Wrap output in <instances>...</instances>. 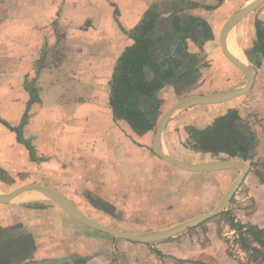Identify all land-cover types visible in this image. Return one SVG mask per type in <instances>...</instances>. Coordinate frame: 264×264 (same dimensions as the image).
I'll use <instances>...</instances> for the list:
<instances>
[{
	"label": "crops",
	"instance_id": "0c3cea01",
	"mask_svg": "<svg viewBox=\"0 0 264 264\" xmlns=\"http://www.w3.org/2000/svg\"><path fill=\"white\" fill-rule=\"evenodd\" d=\"M242 1L180 0L179 4L192 2L184 10L187 17L181 11L163 9L156 0H66L56 14L46 15L42 12L45 2L37 0L27 3L28 9L20 15H6L0 25L8 35L0 41V51L6 53L0 59V174L9 176L13 183L7 192L0 193L44 185L66 197L90 219L135 234L165 230L199 213L213 212L241 170L188 172L164 161L152 150L161 109L155 128L140 135L126 120L116 117L110 99L119 60L136 44L135 30L148 12L159 16L161 26L174 16L209 22V14H215L212 11H228L246 2ZM250 14L232 28L231 36L239 33ZM193 32L196 39L186 42V61L182 58L176 74L157 92L160 102L167 90L180 94L172 99L177 102L238 90L247 84L245 73L223 53L214 31L207 40L202 33ZM254 38L250 40L251 51H242L256 74L250 90L222 103L177 112L160 138L162 151L183 162L237 160L249 165L228 210L236 207L234 202L251 175L264 185V175L253 161L256 151L264 156V57L253 52L257 32ZM227 117H232L226 125L227 147L221 146L215 133L212 138L218 150L204 151L199 133ZM236 172H240L238 176ZM173 180L191 188L182 190ZM34 193L40 196L37 202L44 205L22 211L27 218L21 225L29 229L41 225L35 227L39 229L37 238L29 231L25 237L30 249L26 263L74 264L77 259H84L85 264L225 262L208 255L212 246H200L197 233L187 236L195 228L156 243H133L80 223L53 201ZM185 196L203 204L209 199L212 208L207 212L205 208L189 209ZM249 197L259 204L256 191ZM11 205L0 204V208ZM253 211L246 215L249 223L241 224L264 229ZM52 215L60 217L58 225L50 220ZM2 222V227L9 224ZM65 224L69 232H61L60 237L45 230H61ZM186 245L190 249L187 256L183 253Z\"/></svg>",
	"mask_w": 264,
	"mask_h": 264
},
{
	"label": "rangeland",
	"instance_id": "374dc122",
	"mask_svg": "<svg viewBox=\"0 0 264 264\" xmlns=\"http://www.w3.org/2000/svg\"><path fill=\"white\" fill-rule=\"evenodd\" d=\"M36 1L37 0H0V25L4 24L3 18L6 15L12 16V17L20 15V12H24L25 9H28L27 3H35ZM41 1L45 2L44 5H46L45 9L43 8L42 12L46 15H51L53 13L56 14L60 8H63L62 5L64 4L66 0H41ZM74 1L78 3V1H82V0H74ZM86 1H89V0H86ZM90 1L96 2L98 0H90ZM145 1H148V0H145ZM156 1H158V4L162 5L163 9L169 8L171 9V11H174L175 13L181 11L182 15H185L187 17L189 16L188 13L184 12V10L191 7L190 5L192 4V2H188L189 5H185V4H179L178 1L180 0H156ZM188 1H191V0H188ZM203 1H208V0H203ZM229 1L238 2L240 0H233V1L229 0ZM250 1L252 0H246V2L242 6H238L239 9L247 5L248 2ZM236 7L237 6H233L229 10L227 9L228 11L220 8L217 11H212V12H215V14H209L210 15L209 22H206V23L210 27V30L214 31V33L216 34L217 41L219 40L221 30L224 24L226 23V21L230 18V16L236 10H238V7L237 8ZM247 19L248 20L239 27L238 29L239 33H236V32H235L236 34L234 33V36L236 35L234 37L236 40L233 38L234 40L233 43L235 42L236 44L235 46L238 45L237 48L241 52L243 50L251 51L252 48L249 47L250 40L255 39L254 36H256L258 24L260 23L264 24V3L259 8H257L252 14H250V16H248ZM199 22H205V21L199 20ZM255 22L258 23L256 24V32H255ZM197 25L199 26V29H201L202 31L205 30L204 27L200 26L199 24ZM164 28H167L166 30H171L169 21L167 22L166 26H164ZM7 37L8 35L5 32L4 28L0 27V41L1 42L5 41L6 40L5 38ZM188 39H192V38H188ZM169 43L172 45L171 52L177 53L179 55V58L181 54L183 53L182 58L185 62L187 59L185 55V52L187 49V46H184L185 41L184 43H182L181 38L176 37L174 40H171ZM2 44H0V47L2 46ZM5 54L6 53L4 51H0V59H3L5 57ZM162 55L164 58L167 57L166 52H162ZM178 55H176V57H178ZM205 63L208 64L207 62ZM1 72L3 71H0V73ZM176 94L180 95L178 94L176 90H167L163 93L162 96L163 98L164 97L165 98L164 100H162L161 105H160L161 115H163L166 111H168L174 104L181 101L179 100L177 102H172V99L176 97ZM253 161H255V167L256 165H258L256 167L258 171L260 173H263L264 175V156L260 153V151H256V155H254ZM249 164H252V162ZM172 172H174V170L171 169L170 174H172ZM236 173H238L237 174L238 176L240 172H236ZM173 177L174 176L172 174V178ZM173 182H174V186L179 185L181 186L180 188H182V190L185 188V190L188 191L191 188L190 186H185L184 184L180 182H177L174 180ZM11 183H13V180L9 176L0 174V192H7L8 185H10ZM251 191H256L259 204H256L255 198L249 197V193ZM190 196L188 197L185 196L186 203L189 209H191V207L193 206L195 209H198V210L205 208L203 211L206 210L205 212H207L208 209L212 208V206L210 205L209 199L204 200V204H205L204 205L202 202L197 203V201L190 198ZM39 197L40 196H38L34 192H30L16 199L14 202L10 203L12 204L11 207H8V208L4 207L3 209L0 208V226H1V223H5L2 221H5V220L9 221L8 226L0 227V257L3 256L5 258H9L14 252H16L19 255L18 257H21L23 254L21 252V246L23 245V243H25V239L28 237L27 236L28 231L32 232L33 237L35 236L34 238L38 237L39 229L35 227L41 226V225H35L34 229H29L25 225H21L22 223L21 221H26L27 216L26 214L22 213V211H24L26 207L34 206V205H40V206L44 205L43 202H37L40 199ZM238 197L239 198H237V200L235 199L236 201L234 202L236 206L235 208H232V210L231 209L228 210V208H226L227 209L226 212H223L221 215L208 220V222L202 224L198 228H195L196 231L187 234V236H191L194 233H197L196 237H197V241L200 243V246L201 245H206V246L211 245L212 246L211 248L213 250H210V253L212 254H208L211 256V258L215 260H217V258L225 259V262L224 261L222 262V260H220L217 264H222V263L223 264H240V261L247 262L248 255L244 251H242V249H240L239 246L235 242L236 233L231 226V222L233 221V219L236 223H241V222L249 223V220L246 219V215L247 213H250L253 209L254 210L253 214L257 215L256 217L258 218V220L263 221L264 223V185L261 184L259 179L255 178V175H251L247 179L246 184L243 186L242 192L239 194ZM203 205L204 207H201ZM198 207H201V208H198ZM204 214H207V213H199V215H204ZM192 217H190V219ZM50 220L55 221L58 225L60 221V217L57 215H52ZM66 227H68L67 224L63 225V229L61 230L57 229L56 227L54 228L48 227L45 230H47L50 235H55L57 237H60L61 232H69L68 230H66ZM77 234L80 235L81 233L77 231ZM14 240L15 242H18V243L12 244ZM10 244H12L11 250L8 249V245L10 246ZM188 245L183 247L185 251L183 253L186 256H187V252L190 251V249H188ZM7 249L8 251H6ZM203 264H209V263L203 262Z\"/></svg>",
	"mask_w": 264,
	"mask_h": 264
},
{
	"label": "trees",
	"instance_id": "16d2710c",
	"mask_svg": "<svg viewBox=\"0 0 264 264\" xmlns=\"http://www.w3.org/2000/svg\"><path fill=\"white\" fill-rule=\"evenodd\" d=\"M169 23L171 30H166L167 28H164L166 25H160L159 16L153 14L152 11L148 12L135 30L136 44L129 48L119 60L114 76L110 99L114 114L116 117L126 120L140 135L155 128L161 105L157 92L168 79L176 74V70L182 62L183 53L180 58L177 53H172V45L169 42L180 37L182 43L185 41L184 46H187L188 38L196 39L194 29L203 33L204 40L213 36L206 22L174 16L169 19ZM197 24L204 27L205 30L199 29ZM162 52H166L167 57L164 58ZM253 52L260 58L264 57V24L262 23L257 26V38ZM248 58L253 61L250 54ZM229 121H232V117L230 120L228 117L220 119L215 127L199 133L200 141L204 144V151L216 152L218 150L212 138L215 133L218 135L217 138L221 139V146L227 147L226 134L229 128L226 125ZM220 150L229 151L228 149ZM231 226L236 233V244L248 255L247 262L240 261V264H264V229L236 223L234 219ZM13 243L17 244L18 242L14 240ZM12 244H10V248H12ZM27 249L30 251L25 243L21 246L23 253L21 257H18L19 255L14 252L9 258L0 257V264H58L55 261L26 263L30 254V252L27 254ZM74 264H85V260L77 259Z\"/></svg>",
	"mask_w": 264,
	"mask_h": 264
},
{
	"label": "water",
	"instance_id": "95a60500",
	"mask_svg": "<svg viewBox=\"0 0 264 264\" xmlns=\"http://www.w3.org/2000/svg\"><path fill=\"white\" fill-rule=\"evenodd\" d=\"M263 3L264 0H253L247 5L236 10L226 21L220 33V43L223 53L232 63H234L237 67H239L247 77V84L245 85V87L234 91L195 95L182 99L181 101L174 104L168 111H166L162 115V117L158 120L156 126V132L154 136L152 150L159 158L163 159L164 161L188 172H212V171H224L231 169L241 170V174L232 184L230 189L227 191V193L222 198L219 205L213 212L186 220L165 230H160L146 234L145 233L135 234V233H127L122 230L103 225L99 222L90 219L89 217L84 215L66 197L61 195L56 190L44 185H25L10 193L0 194V204H10L27 193L38 192L43 196H45L47 199L59 205L68 215H70L72 218L76 219L80 223L94 230L133 243H156V242L168 240L183 232L199 227L208 220L221 215L226 210L230 201L233 199L235 193L239 190L242 183L244 182L246 175L250 170L249 165L237 160L216 161V162L202 163V164H191V163L183 162L162 151L160 147V138L163 132L165 131L168 122L177 112L198 105H211V104L222 103L230 99H233L235 97L244 95L250 90L255 80V75H256L255 70L251 65V63L249 62V60H247L248 63H244L230 51L227 38L232 28L241 19L246 17L248 14L254 12L257 8L263 5Z\"/></svg>",
	"mask_w": 264,
	"mask_h": 264
},
{
	"label": "bare ground",
	"instance_id": "6f19581e",
	"mask_svg": "<svg viewBox=\"0 0 264 264\" xmlns=\"http://www.w3.org/2000/svg\"><path fill=\"white\" fill-rule=\"evenodd\" d=\"M230 36H231V33H230ZM236 36V35H235ZM234 36V33L232 34L231 38L229 37L228 35V46H229V49L230 51L237 57L239 58L242 62L244 63H248L247 59L245 58V56L242 54V52L240 50H238L237 46H235V42L233 43V38L235 37ZM231 40V43H230V40ZM235 39V38H234ZM236 40V39H235Z\"/></svg>",
	"mask_w": 264,
	"mask_h": 264
}]
</instances>
